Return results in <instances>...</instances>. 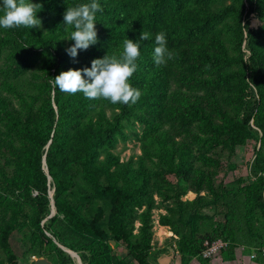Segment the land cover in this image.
Returning <instances> with one entry per match:
<instances>
[{"label": "rangeland", "instance_id": "obj_1", "mask_svg": "<svg viewBox=\"0 0 264 264\" xmlns=\"http://www.w3.org/2000/svg\"><path fill=\"white\" fill-rule=\"evenodd\" d=\"M123 1L138 25L149 26L154 35L164 32L169 50L184 57L183 62L169 60L163 65L164 76L148 105L121 120L123 136L111 148L99 149L95 160L107 159L110 171H120L117 181L130 193L120 209L130 241H138L140 228H146L150 264H173L176 255L208 264L232 258L235 250L255 258L264 248V72L251 56L248 40L264 22L257 14L258 0H180L177 4L167 0L154 18L143 0ZM239 1L245 5L239 48L233 33L221 24L191 39H169L176 23H201L204 7L216 11ZM41 21L42 27L35 30L43 34L47 20ZM12 31L0 27V33ZM65 37L60 36L66 45ZM212 38L221 40L227 55L241 54L242 62L203 64L204 52L222 54ZM106 54L107 48L98 53L83 50L77 64L82 69L91 67L93 59ZM45 59V51L24 37L0 52V98L13 118L12 124L0 121V236L11 227L8 243L18 264H34L38 258L50 264H137L125 243L108 228V197L95 193L82 170L68 168L80 160L77 144L84 124L109 122L118 108L98 99L77 119L57 122L54 91L48 95L42 85ZM241 69L242 80L217 79L218 74ZM182 74L207 82L184 84ZM184 95L201 109L203 118L176 110L177 98ZM206 120L230 124L235 141L227 133L209 130ZM28 126L35 127L40 141L48 140L34 158V182L25 187L20 185L19 166L28 146L24 132ZM54 133L62 141L61 153L47 149ZM49 170L59 179L73 176V184L57 194ZM55 198L63 200L59 209ZM98 211L101 215L94 221ZM167 215L171 224L163 225L161 217ZM219 242L223 245L210 249ZM207 250L208 255H203ZM4 259L0 247V260Z\"/></svg>", "mask_w": 264, "mask_h": 264}, {"label": "trees", "instance_id": "obj_2", "mask_svg": "<svg viewBox=\"0 0 264 264\" xmlns=\"http://www.w3.org/2000/svg\"><path fill=\"white\" fill-rule=\"evenodd\" d=\"M2 2V0H0ZM150 5V14L154 18L155 13L159 12L163 7V4L167 0H143ZM169 1V0H168ZM174 4H177L180 0H170ZM32 3H40L42 9L36 13L37 17L46 21V30L43 34L36 32L35 28H12V34L0 33V52L9 45H12L19 38H27L31 41L32 45L41 47L46 53V61L44 63L45 79L43 80L44 87L47 89L48 95L54 91V101L57 108V122L63 120L77 119L84 111V108L95 107L98 100H90L83 96L82 93L74 95L63 93L58 87H53L51 81L62 71L69 69H82L77 64L79 59V53L83 50H78V54L73 59L70 57L65 49L69 47L74 41L67 39L66 45L60 38L61 35H69L73 30L63 24V14L67 7L75 6L80 3H90L91 0H31ZM102 6L103 11L96 13V21L94 22L98 35V42L95 45L90 46L87 50L91 52H101L105 48L109 49L108 55H119L123 51V44L125 39H130L133 42L139 39L142 31L152 34L151 38L146 41H141L140 51L141 56L137 60L138 71H136L130 79V83L133 87L139 89L142 92L140 100L132 106L116 104L118 112L114 114L113 118L109 122H102L97 120L92 123H86L83 126L82 134L80 138L79 146V158L80 160L70 164L68 168H74L82 170L86 183L94 189L95 193H100L108 197L110 202L109 208V222L108 228L114 235L116 240H122L129 254L133 257L137 264H150L147 259V251L151 248L150 236L145 227L140 228V235L138 241H130V232L125 229L120 219V209L124 202L129 199L130 193L126 190L123 184L118 183L120 171L117 169L109 170L110 164L107 159L101 161H95L97 158L98 150L105 151L107 148H111L117 141L119 136H123V130L121 127V120L127 116L133 115L134 110L140 108L143 105H148L149 96L160 83V80L164 76V67L158 66L153 61V49L154 33L149 26L138 25L135 20L130 16L125 2L123 0H97ZM244 2L239 1L237 5L229 4L216 11L208 10L204 7L202 9L201 23H195L191 21H182L175 24L173 28L170 40L177 39H191L197 37L201 33L205 32L207 28L221 24L222 27L233 33L234 43L239 48L243 41V28L241 26V18L244 11ZM3 13L0 12V15ZM258 17L264 18V0H258ZM230 18L234 20V23L227 21ZM264 24V22L262 23ZM261 24V25H262ZM259 26L253 31L248 40V46L251 56L258 61V65L264 72V27ZM212 43L221 53L210 54L204 52L202 54L201 61L207 66H218L220 64H231L242 62L243 57L238 55H227L225 53V47L218 38H212ZM176 53L175 61L183 62L184 57L174 49H170ZM83 74V73H82ZM232 78L234 80H242L245 78L244 70H235L227 72L226 74H218V81H222L225 77ZM184 84L191 85H203L207 81L196 78L193 75H184L180 77ZM107 101L105 99H101ZM178 106L176 110L184 115H190L192 117H201L203 114L201 109L191 103V99L184 95L183 98H177ZM6 102L0 98V121H5L8 124L13 123V118L9 110L7 109ZM206 125L209 130L219 131L227 133L232 141H235V132L230 124L213 125L211 121L206 120ZM28 146L24 149V156L20 162V166L23 171V177L20 185L29 187L35 179L34 174V158L38 155L39 149L44 147L47 140L40 141L37 137L36 129L34 126H28L24 130ZM47 149H52L57 153H61L62 141L55 135V133L49 138V146ZM49 164V163H48ZM50 165H48L49 167ZM48 176H51L54 182V191L57 194H61L62 191L68 189L73 184L74 177L69 179H59L56 177L53 170H49ZM99 176H103L100 178ZM54 205L57 209L63 206V200L59 198L54 199ZM101 215V211H98L93 220L96 221ZM227 215V213L225 214ZM161 223L163 225L171 224L170 216H162ZM12 231L11 227H6L0 236V247L5 255V259L0 260V264H18L13 250L8 243V237ZM236 238V237H235ZM238 242V240H235ZM180 251L183 252L180 248ZM179 251V252H180ZM180 252V253H181ZM255 260L258 263L264 264V248L259 249L255 255ZM181 264H188L189 259H182L180 255Z\"/></svg>", "mask_w": 264, "mask_h": 264}, {"label": "clouds", "instance_id": "obj_3", "mask_svg": "<svg viewBox=\"0 0 264 264\" xmlns=\"http://www.w3.org/2000/svg\"><path fill=\"white\" fill-rule=\"evenodd\" d=\"M41 9L40 3H32L31 0H2L0 12L3 14L0 15V27L39 29L42 27V21L36 13ZM102 11V6L97 0L66 8L63 24L73 30L65 38L74 43L65 51L73 59L77 56L78 50H87L97 44L98 35L94 22L96 13ZM261 26L264 27V24ZM151 36V33L142 31L135 42L130 39L124 40L123 51L119 57L106 54L102 58L93 59L91 67L62 71L51 83L63 93L71 95L82 93L87 99H105L113 105H135L140 100L142 92L131 85L130 79L138 71L140 43L149 40ZM154 43L153 61L156 65H166L169 60L176 58L177 54L167 47L164 32L155 35Z\"/></svg>", "mask_w": 264, "mask_h": 264}, {"label": "crops", "instance_id": "obj_4", "mask_svg": "<svg viewBox=\"0 0 264 264\" xmlns=\"http://www.w3.org/2000/svg\"><path fill=\"white\" fill-rule=\"evenodd\" d=\"M173 264H179L180 258L178 255L172 258ZM188 264H194V260L190 261ZM201 264V263H199ZM208 264H262L258 263L254 257L251 255H245L243 251L235 250L232 258H225V260L215 259V262L210 261Z\"/></svg>", "mask_w": 264, "mask_h": 264}, {"label": "water", "instance_id": "obj_5", "mask_svg": "<svg viewBox=\"0 0 264 264\" xmlns=\"http://www.w3.org/2000/svg\"><path fill=\"white\" fill-rule=\"evenodd\" d=\"M34 264H50V263L44 258H38L34 261Z\"/></svg>", "mask_w": 264, "mask_h": 264}, {"label": "built area", "instance_id": "obj_6", "mask_svg": "<svg viewBox=\"0 0 264 264\" xmlns=\"http://www.w3.org/2000/svg\"><path fill=\"white\" fill-rule=\"evenodd\" d=\"M221 245H223V243H221V242H219L217 245L213 244L210 249L213 250V249H215V248H217L218 246H221ZM208 253H209V250L205 251L203 253V255H208Z\"/></svg>", "mask_w": 264, "mask_h": 264}, {"label": "bare ground", "instance_id": "obj_7", "mask_svg": "<svg viewBox=\"0 0 264 264\" xmlns=\"http://www.w3.org/2000/svg\"><path fill=\"white\" fill-rule=\"evenodd\" d=\"M74 254H76L74 251H72Z\"/></svg>", "mask_w": 264, "mask_h": 264}]
</instances>
